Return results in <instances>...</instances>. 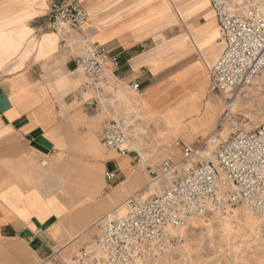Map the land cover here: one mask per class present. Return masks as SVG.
<instances>
[{"label":"crops","instance_id":"crops-1","mask_svg":"<svg viewBox=\"0 0 264 264\" xmlns=\"http://www.w3.org/2000/svg\"><path fill=\"white\" fill-rule=\"evenodd\" d=\"M63 1L0 0V92L7 102L0 110V264H48L70 239L64 226L41 230L36 223L44 225L66 213L49 191L62 188L64 174L49 189L52 179L42 162L51 163L64 146L73 144L77 126L92 134L84 130L90 123L85 103L91 100V89L78 94L89 81L75 62L88 44H100L117 55L118 65L109 67L119 83L139 85L144 96L129 105L158 120L162 130L155 144L170 149L178 136L208 133L221 114L219 96L210 91L209 72L225 44L208 0H78L88 16L84 29L52 33L50 12ZM95 97L103 107V91ZM107 110H99L93 129L102 116L113 115V108ZM36 130L51 144L48 154L31 146L28 136ZM101 161V173L103 166L116 172L110 189L121 185L124 195L138 184L142 165L148 166L143 155L135 168L133 153ZM90 187L95 190V181ZM92 199L89 195L85 200ZM85 206H77L69 220L88 216L94 204ZM91 221L79 231L93 227ZM28 233L31 237L24 236ZM86 236L83 232L75 239ZM34 241L36 249L31 247Z\"/></svg>","mask_w":264,"mask_h":264},{"label":"built area","instance_id":"built-area-1","mask_svg":"<svg viewBox=\"0 0 264 264\" xmlns=\"http://www.w3.org/2000/svg\"><path fill=\"white\" fill-rule=\"evenodd\" d=\"M208 2L225 44L224 53L209 72L210 91L224 102V119L230 116L236 98L264 72V0ZM87 19L78 0H64L50 12L48 30L80 32ZM75 62L89 81L78 92L81 95L105 72L114 77L109 65L116 67L118 58L106 47L91 43ZM128 87L139 97L143 95L138 84ZM100 142L105 150L120 156L136 153L120 120L106 123ZM181 155L179 163L163 161L159 171L147 167L149 177L165 178L168 186L145 200L128 198L121 218H100L95 223L98 236L65 264H154L164 247L180 242L175 232L191 219L209 214L231 216L238 206L246 207L258 220L264 237V123L253 131L237 129L219 144L212 161H201L198 152L187 146ZM179 166H183L180 176ZM104 178L113 182L116 172L106 170Z\"/></svg>","mask_w":264,"mask_h":264},{"label":"rangeland","instance_id":"rangeland-1","mask_svg":"<svg viewBox=\"0 0 264 264\" xmlns=\"http://www.w3.org/2000/svg\"><path fill=\"white\" fill-rule=\"evenodd\" d=\"M107 73L105 72L102 79L97 82L99 87L95 86L93 89L91 87L89 92L91 100L85 103L90 123L84 125V130L92 134L82 133L83 129L77 126L80 129H76L73 144L64 146L51 163L46 160L48 173L52 179V182L48 183L49 189L56 185L55 178L64 174L62 188L48 189L66 208L65 215L57 219L50 218L54 219L51 225L64 226L70 237L63 247L55 250V254L47 260L48 264H65L81 248L90 245L98 236L95 223L104 216L112 219L121 217L123 215L121 204L128 198L145 200L151 195L159 194L168 186L169 181L165 178L154 180L149 177L147 167L159 171L161 163L167 159L179 163L184 146L196 150L201 161H212L211 157L214 156L219 144L227 140L237 129L253 131L264 123V76H262L236 98L231 107V116L223 119L221 114L219 115L212 131L197 136H178L174 139L172 148H165L155 144L162 130L158 120L147 118L140 109L134 110L130 107L129 102L140 98L138 94L127 85L119 83L114 77L108 79ZM98 91L105 94L106 105L103 104L102 109L108 111L110 106L114 111L112 116L107 114L102 116L97 127L93 129V122L97 120L99 112V102L95 97ZM216 101L219 102V113H222L224 102L220 97L216 98ZM111 120H120L127 128L132 149L137 153H133L136 156L135 168L140 158L143 161V155L148 160V166L142 165L139 182L130 194H122L121 185L110 189L108 186L110 182L104 178L105 166L102 173L100 171L101 164L105 165V162L101 161L102 158L118 156L113 151L105 150L100 143L101 131ZM88 136L92 139L90 145L93 154L86 148ZM94 142L98 143V147L94 146ZM166 155L168 157H165ZM156 157L158 161L153 162ZM181 167L183 166H179L178 170L179 176L182 174ZM100 180L104 183L103 187L100 186ZM92 181L96 183L95 190L90 187ZM116 190L118 194L115 195ZM138 190V195L133 196L134 191ZM110 192L112 199L108 195ZM89 195L94 196V199L85 200ZM82 202L86 204V208L94 204L92 210L85 218L70 221L69 218L77 212L76 207ZM240 212L241 206H238L232 211L231 216L221 215L225 218L219 219L214 214H209L194 219L189 225L175 232L180 237V242L164 247L154 264H264V237L259 233L258 220L247 208L245 211L242 210L243 214ZM90 221L94 224L93 227L79 231ZM83 232L87 236L76 241V236Z\"/></svg>","mask_w":264,"mask_h":264},{"label":"water","instance_id":"water-1","mask_svg":"<svg viewBox=\"0 0 264 264\" xmlns=\"http://www.w3.org/2000/svg\"><path fill=\"white\" fill-rule=\"evenodd\" d=\"M7 107V102L5 100V98L3 97V95L0 92V110H4ZM28 140L30 141V144L32 147H34L35 149H37L38 151L44 153V154H48L50 149H51V144L46 141L41 134L40 130H36L33 133H31L28 136ZM54 222V219H50L49 221H47L44 225H39L36 223V227L41 229V230H45L46 228H48L52 223ZM24 236H28L31 237V234H25ZM38 242L34 241L31 244V247L33 249H36L38 246Z\"/></svg>","mask_w":264,"mask_h":264},{"label":"bare ground","instance_id":"bare-ground-1","mask_svg":"<svg viewBox=\"0 0 264 264\" xmlns=\"http://www.w3.org/2000/svg\"><path fill=\"white\" fill-rule=\"evenodd\" d=\"M217 34H218V36L220 37V35H219V31L217 30ZM80 71V70H79ZM81 72V71H80ZM82 73V72H81ZM83 74V73H82ZM262 76H264V72L261 74V75H259L258 77H256L255 78V80L253 81V83H252V85L255 83V81L257 80V79H259L260 77H262ZM107 78L108 79H114L113 77H112V75H111V73H110V71H108V73H107ZM89 84V83H88ZM99 84H95L94 85V87L96 86V87H99L98 86ZM251 85V86H252ZM93 86V85H92ZM94 87H92V89L94 88ZM91 89V87L89 88V89H85V90H83L82 91V93H81V96L83 95V94H85L87 91H89ZM97 89H99V88H97ZM102 90V89H101ZM98 99H99V95L100 94H102V91H98ZM144 96V95H143ZM143 96H141L140 98H142ZM102 110V107H101V105H100V103H99V110ZM230 116H231V110H230ZM211 160H213V157H211ZM121 207H122V212H123V215L121 216V217H123L124 215H125V209H124V204H122L121 205ZM245 209H246V207H244V206H241V212L240 213H242V210H244L245 211ZM239 213V214H240ZM249 213V212H248ZM239 214H237V215H239ZM243 214V213H242ZM250 214V213H249ZM217 218H225V217H222L221 215H218V214H214ZM251 215V214H250ZM241 216H243V215H241ZM121 217H118V218H121ZM118 218H116V219H118ZM197 218H201V217H195V218H193V219H191V221H190V223L194 220V219H197ZM189 223V224H190ZM174 232V231H173Z\"/></svg>","mask_w":264,"mask_h":264}]
</instances>
